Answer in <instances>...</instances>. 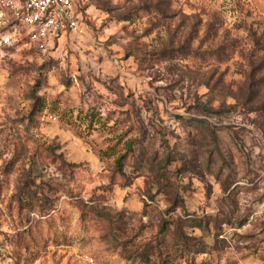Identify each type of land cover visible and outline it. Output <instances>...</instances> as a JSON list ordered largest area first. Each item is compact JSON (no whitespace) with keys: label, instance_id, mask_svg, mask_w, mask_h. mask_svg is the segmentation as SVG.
<instances>
[{"label":"rangeland","instance_id":"374dc122","mask_svg":"<svg viewBox=\"0 0 264 264\" xmlns=\"http://www.w3.org/2000/svg\"><path fill=\"white\" fill-rule=\"evenodd\" d=\"M75 7L0 40V264H264V0Z\"/></svg>","mask_w":264,"mask_h":264},{"label":"built area","instance_id":"2783aa9c","mask_svg":"<svg viewBox=\"0 0 264 264\" xmlns=\"http://www.w3.org/2000/svg\"><path fill=\"white\" fill-rule=\"evenodd\" d=\"M76 0H0V19L9 20L12 32L1 36L7 46L47 51L67 36L84 38L86 28Z\"/></svg>","mask_w":264,"mask_h":264},{"label":"trees","instance_id":"16d2710c","mask_svg":"<svg viewBox=\"0 0 264 264\" xmlns=\"http://www.w3.org/2000/svg\"><path fill=\"white\" fill-rule=\"evenodd\" d=\"M127 148H128V151H132V149H133V142H132V141L127 143ZM125 158H126V154L120 156V157L116 160V164H117L118 167H119V166L121 165V163L125 160ZM74 166H75V165H74ZM181 240L184 241V243H186L187 237L183 234V235L181 236ZM158 253H159L160 256L163 257L162 252H161L160 250H158ZM143 257H144V256H143ZM167 257H168V256H167ZM167 257L164 258L162 264H170V261L168 260ZM145 258H146L147 260L149 259L147 256H145ZM129 259H130V257L128 256L127 260H129ZM148 261H149V260H148Z\"/></svg>","mask_w":264,"mask_h":264},{"label":"crops","instance_id":"0c3cea01","mask_svg":"<svg viewBox=\"0 0 264 264\" xmlns=\"http://www.w3.org/2000/svg\"><path fill=\"white\" fill-rule=\"evenodd\" d=\"M63 39V38H62ZM62 39H60L59 41H61Z\"/></svg>","mask_w":264,"mask_h":264}]
</instances>
